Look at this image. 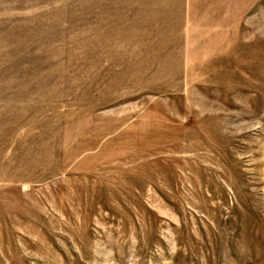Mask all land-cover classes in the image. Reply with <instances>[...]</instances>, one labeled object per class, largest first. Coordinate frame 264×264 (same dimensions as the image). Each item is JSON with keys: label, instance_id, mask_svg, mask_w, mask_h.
I'll return each instance as SVG.
<instances>
[{"label": "rangeland", "instance_id": "obj_1", "mask_svg": "<svg viewBox=\"0 0 264 264\" xmlns=\"http://www.w3.org/2000/svg\"><path fill=\"white\" fill-rule=\"evenodd\" d=\"M0 264H264V0H0Z\"/></svg>", "mask_w": 264, "mask_h": 264}]
</instances>
